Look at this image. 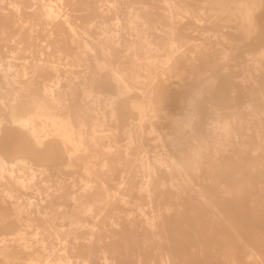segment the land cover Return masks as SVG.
<instances>
[{
    "label": "bare ground",
    "instance_id": "6f19581e",
    "mask_svg": "<svg viewBox=\"0 0 264 264\" xmlns=\"http://www.w3.org/2000/svg\"><path fill=\"white\" fill-rule=\"evenodd\" d=\"M0 264H264V0H0Z\"/></svg>",
    "mask_w": 264,
    "mask_h": 264
}]
</instances>
